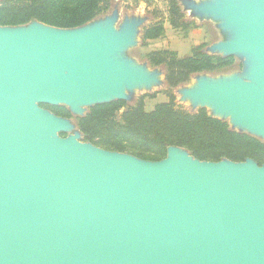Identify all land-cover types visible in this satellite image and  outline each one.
<instances>
[{"label":"water","instance_id":"obj_1","mask_svg":"<svg viewBox=\"0 0 264 264\" xmlns=\"http://www.w3.org/2000/svg\"><path fill=\"white\" fill-rule=\"evenodd\" d=\"M186 3L228 34L203 52L241 68L194 75L183 98L264 142V0ZM101 19L0 26V264H264V164L104 150L42 107L79 117L160 82L124 56L142 22Z\"/></svg>","mask_w":264,"mask_h":264},{"label":"trees","instance_id":"obj_2","mask_svg":"<svg viewBox=\"0 0 264 264\" xmlns=\"http://www.w3.org/2000/svg\"><path fill=\"white\" fill-rule=\"evenodd\" d=\"M113 0H0V26H19L33 20L59 27L75 28L105 14ZM169 24L187 29L176 0H168ZM163 24L153 22L143 29L145 42L162 36ZM203 45L193 47L189 56L175 51L152 50L146 53L151 66L165 71L166 101L146 109L144 98L133 103L115 100L89 107L75 118L81 141L108 151L128 153L143 160L165 158L170 146L186 149L202 161L228 159L254 160L264 164V142L232 130L226 121L208 114L205 108L189 111L176 102L173 90L200 73L221 74L240 69L234 56L210 55ZM154 97V95H150ZM57 116L72 118L65 106L42 105ZM64 135V134H62Z\"/></svg>","mask_w":264,"mask_h":264},{"label":"rangeland","instance_id":"obj_3","mask_svg":"<svg viewBox=\"0 0 264 264\" xmlns=\"http://www.w3.org/2000/svg\"><path fill=\"white\" fill-rule=\"evenodd\" d=\"M187 1L200 3L208 0H176L182 13V20L189 23L187 29H174L169 24L168 0H113L109 10L102 15L101 20H104L105 17L107 18L116 13V28H120L125 21L132 19L141 21L135 44L124 52V56L131 59L135 64H147L150 72L160 73L158 76L160 82L158 84H154L149 88H134L132 92L126 91L131 96L130 103H133L140 96H146L144 98L145 107L146 109H152L154 104L167 100L163 92L166 89L165 71L163 70V75L161 67L157 66L156 68L150 65L146 58L147 52L152 50H170L175 51L178 57H184L191 54L193 47L203 45L202 50L208 49L209 51V47L213 43L227 39L228 34L220 32L218 22L194 13L188 6V3H186ZM158 21L164 26L162 36L149 40L144 44L142 40L143 29L149 24ZM237 70L238 68L235 66V71ZM187 84H189L188 86L195 85V79H191ZM185 85H180L173 90L176 102L183 105L189 111H195L197 107H194L189 100L183 98L181 91L185 88ZM150 95H154V97H150ZM75 118L72 116L74 121Z\"/></svg>","mask_w":264,"mask_h":264}]
</instances>
